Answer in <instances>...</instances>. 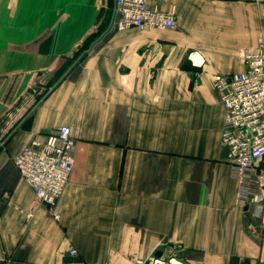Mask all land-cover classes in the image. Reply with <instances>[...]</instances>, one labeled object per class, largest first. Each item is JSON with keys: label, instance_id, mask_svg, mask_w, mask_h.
<instances>
[{"label": "crops", "instance_id": "0c3cea01", "mask_svg": "<svg viewBox=\"0 0 264 264\" xmlns=\"http://www.w3.org/2000/svg\"><path fill=\"white\" fill-rule=\"evenodd\" d=\"M146 1L175 25L120 30L115 0H0V264L71 247L88 264H264V160L236 174L214 84L264 39V0ZM60 125L76 146L56 219L13 157Z\"/></svg>", "mask_w": 264, "mask_h": 264}, {"label": "built area", "instance_id": "2783aa9c", "mask_svg": "<svg viewBox=\"0 0 264 264\" xmlns=\"http://www.w3.org/2000/svg\"><path fill=\"white\" fill-rule=\"evenodd\" d=\"M120 30L131 27H173L175 9L161 11L146 0H115ZM243 70L216 74L214 84L224 107L221 145L238 177L255 172L264 160V39L241 51ZM76 140L68 125L57 126L42 138H33L13 161L22 177L41 202L48 204L59 219L58 204L69 183L74 166ZM241 199H258V194L240 193ZM145 264L144 260H138ZM64 264H88L76 247L68 250ZM147 264H172L171 260L151 259Z\"/></svg>", "mask_w": 264, "mask_h": 264}, {"label": "water", "instance_id": "95a60500", "mask_svg": "<svg viewBox=\"0 0 264 264\" xmlns=\"http://www.w3.org/2000/svg\"><path fill=\"white\" fill-rule=\"evenodd\" d=\"M184 68L187 69V70H195V71H198L200 69L199 66L197 65H194L192 60L190 58H188L184 64ZM161 255V252H157L156 254V257H159ZM151 260V259H150ZM146 261V264L150 261Z\"/></svg>", "mask_w": 264, "mask_h": 264}, {"label": "bare ground", "instance_id": "6f19581e", "mask_svg": "<svg viewBox=\"0 0 264 264\" xmlns=\"http://www.w3.org/2000/svg\"><path fill=\"white\" fill-rule=\"evenodd\" d=\"M198 61V60H197ZM174 264H176L175 262H174Z\"/></svg>", "mask_w": 264, "mask_h": 264}]
</instances>
